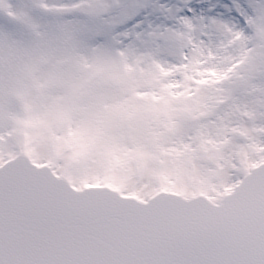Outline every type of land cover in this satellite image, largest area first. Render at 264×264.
Wrapping results in <instances>:
<instances>
[{"label":"snow or ice","instance_id":"snow-or-ice-1","mask_svg":"<svg viewBox=\"0 0 264 264\" xmlns=\"http://www.w3.org/2000/svg\"><path fill=\"white\" fill-rule=\"evenodd\" d=\"M0 264H264V0H0Z\"/></svg>","mask_w":264,"mask_h":264}]
</instances>
